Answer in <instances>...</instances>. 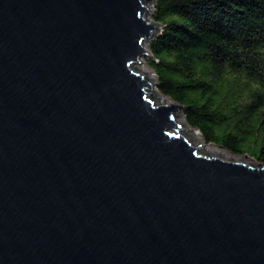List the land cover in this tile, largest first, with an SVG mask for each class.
<instances>
[{
    "label": "water",
    "instance_id": "water-1",
    "mask_svg": "<svg viewBox=\"0 0 264 264\" xmlns=\"http://www.w3.org/2000/svg\"><path fill=\"white\" fill-rule=\"evenodd\" d=\"M154 0H0V264H264V164L198 153L133 70Z\"/></svg>",
    "mask_w": 264,
    "mask_h": 264
},
{
    "label": "trees",
    "instance_id": "trees-1",
    "mask_svg": "<svg viewBox=\"0 0 264 264\" xmlns=\"http://www.w3.org/2000/svg\"><path fill=\"white\" fill-rule=\"evenodd\" d=\"M145 63L206 144L264 164V0H154Z\"/></svg>",
    "mask_w": 264,
    "mask_h": 264
},
{
    "label": "rangeland",
    "instance_id": "rangeland-1",
    "mask_svg": "<svg viewBox=\"0 0 264 264\" xmlns=\"http://www.w3.org/2000/svg\"><path fill=\"white\" fill-rule=\"evenodd\" d=\"M147 4H150V3H147ZM152 5L153 4H150L149 10H147V12L144 15L145 19L150 21V22H153L152 19H151ZM160 28H161V26H159V29ZM159 32H157V33H159ZM147 43H148V41L143 44V45H145V46H143V48L145 47L144 49L146 51H148ZM146 54L147 55L145 57H141L139 59L140 62H136V64H134L133 65L134 67L132 66V68H133V70H135V71H137V72H139L141 74L143 73V71L148 73V74H150V77L152 78L153 82H151V81L148 82L149 84H151V88H148L147 93H149V96H150L151 100H153L154 102L155 101L157 102V100H156L157 97L156 96L157 95L158 96H162V95L157 92V90L155 88L154 74L151 71V69L148 67V65L145 63V58H147V57L149 58V53L146 52ZM175 118L179 121L177 123L183 124L181 127H179V131L182 134L185 135V138L188 139L192 143L193 146H199L200 147V149L198 150V151H200L199 153H202V152L205 151V153L208 154V155H213L214 154L213 156L216 155V156L223 157V158L225 157V160L226 159H230V160H235V161H241V162H244L245 164L251 165L253 167H256V166H258L260 164L257 160H255V159H253V158H251V157H249L247 155L246 156H234V155L230 154L229 152H227L226 150H224V149H222V148H220L218 146H215L213 144L204 143L202 138H201V136L199 135V133L196 130L191 129L189 126H187V124L185 123L184 118L182 116L181 110L176 111L174 113V120H175ZM190 133H191V135H190Z\"/></svg>",
    "mask_w": 264,
    "mask_h": 264
},
{
    "label": "bare ground",
    "instance_id": "bare-ground-1",
    "mask_svg": "<svg viewBox=\"0 0 264 264\" xmlns=\"http://www.w3.org/2000/svg\"><path fill=\"white\" fill-rule=\"evenodd\" d=\"M146 6V9L147 10H149V8H150V4H146L145 5ZM147 17V16H146ZM149 17V16H148ZM143 46H145V45H143ZM145 48V47H144ZM136 64V63H135ZM134 67V66H133ZM135 69V68H134ZM138 70V69H137ZM142 75L144 76V78L146 79V81L147 82H149V81H151V82H153L152 81V78L150 77V74H148V73H146V72H144L143 71V73H142ZM148 90V89H147ZM157 98H156V100H157V102L155 101L154 103L156 104H168L169 105V100H167V99H165L164 97H162V96H156ZM175 120H176V122H179L176 118H175ZM179 125H183V124H180L179 123ZM190 135H191V133H190ZM200 151H198V153H199ZM203 154L205 153V151L204 152H202ZM206 154V153H205ZM208 155V154H207ZM214 155V154H213ZM216 156V155H215ZM217 157H219V156H217ZM219 158H222V159H224L225 160V157L223 158V157H219ZM226 160H230V159H226Z\"/></svg>",
    "mask_w": 264,
    "mask_h": 264
}]
</instances>
